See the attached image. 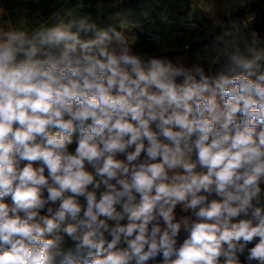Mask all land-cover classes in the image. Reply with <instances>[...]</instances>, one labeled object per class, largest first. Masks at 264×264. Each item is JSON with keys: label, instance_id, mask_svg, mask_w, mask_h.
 Returning <instances> with one entry per match:
<instances>
[{"label": "clouds", "instance_id": "obj_1", "mask_svg": "<svg viewBox=\"0 0 264 264\" xmlns=\"http://www.w3.org/2000/svg\"><path fill=\"white\" fill-rule=\"evenodd\" d=\"M53 16L0 20V264H264V37L206 70Z\"/></svg>", "mask_w": 264, "mask_h": 264}, {"label": "crops", "instance_id": "obj_2", "mask_svg": "<svg viewBox=\"0 0 264 264\" xmlns=\"http://www.w3.org/2000/svg\"><path fill=\"white\" fill-rule=\"evenodd\" d=\"M185 1L187 2V0H0V8L6 9L7 12L0 20H10L16 27L31 31L41 23L48 25L56 23L54 13H59L65 19L88 16L101 28H113L117 25L127 28L128 32L125 34L133 33L131 47L134 38L144 39L141 35L146 32L152 33L154 37H166V34L172 32H177L178 36L190 34L193 40L206 36L215 26L222 25L223 33L229 32L224 22L228 20L223 13L226 5L232 14L233 22L242 25L243 31H246L245 36L256 32L257 24L264 20V0H223L215 4L208 0H188L195 4L194 11L200 14L201 20L205 19L203 24L186 16L181 17ZM174 2L177 4L171 6ZM69 10H72V17L66 16ZM172 13L180 17H175ZM245 21L247 27H244ZM160 22H168V26L162 28ZM164 50L167 49L163 47L161 51ZM72 147L74 148V145Z\"/></svg>", "mask_w": 264, "mask_h": 264}, {"label": "trees", "instance_id": "obj_3", "mask_svg": "<svg viewBox=\"0 0 264 264\" xmlns=\"http://www.w3.org/2000/svg\"><path fill=\"white\" fill-rule=\"evenodd\" d=\"M228 8V6H227ZM228 16L232 17V14L229 12L228 8ZM229 18V17H227ZM230 23H227V28L230 30L229 32H233V35H238L235 32V27L233 26V21L228 19ZM258 25V24H257ZM116 31L121 32V34L126 37L130 41L131 47V34H125L128 32V29L122 26H114ZM235 29V30H234ZM223 33L222 25L215 26L206 34V36L198 39L192 40L186 47L181 49H167L159 52L154 55L157 57H164L168 60H171L173 63L181 64L184 66H194L199 65L205 67L207 70L211 66V61L216 55V50L219 49L223 45V41L216 40L217 37L221 36ZM142 33H138L141 35ZM144 39H148L154 37V35L150 32H146L141 35ZM231 37H225V39H230ZM219 42V44H218ZM178 216L180 215V210L177 209ZM183 239V233L181 234V240Z\"/></svg>", "mask_w": 264, "mask_h": 264}, {"label": "rangeland", "instance_id": "obj_4", "mask_svg": "<svg viewBox=\"0 0 264 264\" xmlns=\"http://www.w3.org/2000/svg\"><path fill=\"white\" fill-rule=\"evenodd\" d=\"M176 4H177V2L171 3V6L176 5ZM182 7H183L184 11H183V14L181 17L186 16L188 18H191V20L192 19L196 20L197 22H199L201 24H203V22L205 23V19L201 20L200 14L198 12L194 11L195 10L194 9L195 4L193 2H190L187 0V2L185 1V3L182 5ZM191 11H192V13H191ZM223 13H225L226 18L229 17L228 19L233 21L232 17L228 16V14H227L228 13L227 6H225V10L223 11ZM172 15H174L175 17H180V15H175L174 13H172ZM177 20L178 19L176 18L175 19L176 23L178 22ZM224 22H225V25H227V23L228 24L230 23V21H228L227 19ZM160 24H161L160 27L162 26V28H165L166 26H168V22H160ZM237 26L241 29V31H240V33H238V35H241V34L245 35L246 31L245 32L243 31L242 25H237ZM235 32H236V30H235ZM177 34H178L177 32H172V33L166 34V37L155 36V37H151L148 39L134 38V40H133L134 43H133L131 48L136 53L144 54L146 56L151 57V56H154V55L158 54L159 52H161L163 47L166 49H181V48L186 47L193 40V38L190 36V34H188L186 36L185 35L184 36H178ZM216 40H217V38H216ZM218 44H219V42H218ZM221 47H223V45Z\"/></svg>", "mask_w": 264, "mask_h": 264}, {"label": "built area", "instance_id": "obj_5", "mask_svg": "<svg viewBox=\"0 0 264 264\" xmlns=\"http://www.w3.org/2000/svg\"><path fill=\"white\" fill-rule=\"evenodd\" d=\"M210 3L215 4L219 1H223V0H208ZM227 6V5H226ZM228 10V8H227ZM236 29V28H235ZM256 32L258 33V35L260 37H264V20L260 21L256 27ZM125 39L128 41L129 45H130V41L125 37Z\"/></svg>", "mask_w": 264, "mask_h": 264}]
</instances>
